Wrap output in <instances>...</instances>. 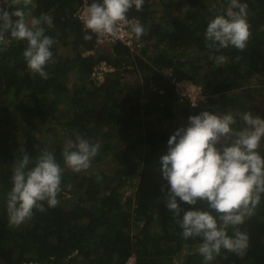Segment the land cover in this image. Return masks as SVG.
I'll use <instances>...</instances> for the list:
<instances>
[{
  "label": "trees",
  "instance_id": "trees-1",
  "mask_svg": "<svg viewBox=\"0 0 264 264\" xmlns=\"http://www.w3.org/2000/svg\"><path fill=\"white\" fill-rule=\"evenodd\" d=\"M246 2L247 47L220 50L226 60L217 65L204 33L226 0H145L143 9L133 7L129 19L150 29L137 52L95 35L84 40L90 30L76 13L85 0H34L33 16L53 17L47 34L55 62L43 80L26 67L25 42L0 47V264H126L132 256L137 264H204L199 238L184 240L165 207L158 161L170 135L201 110L264 117V0ZM168 72L200 85L208 102L191 107ZM55 130L64 135L46 141ZM77 136L100 145L92 166L80 173L65 167L58 205L10 226L5 201L15 160L46 149L63 166L64 139ZM108 157L109 171L96 169ZM240 228L247 249L222 250L212 264H264V197Z\"/></svg>",
  "mask_w": 264,
  "mask_h": 264
},
{
  "label": "clouds",
  "instance_id": "clouds-1",
  "mask_svg": "<svg viewBox=\"0 0 264 264\" xmlns=\"http://www.w3.org/2000/svg\"><path fill=\"white\" fill-rule=\"evenodd\" d=\"M145 0H90L81 15L85 41L93 35L119 38L127 26L137 40L150 31L142 20L129 19V11L143 9ZM34 0H0V45L9 39L26 43V67L47 80L46 67L55 62L54 39L47 29L53 17L32 15ZM246 0H226V7L209 20L204 33L209 56L221 65L222 49L244 50L251 37ZM7 34V35H6ZM264 117L251 110L234 114L201 110L188 117L167 140V151L159 157L158 170L167 181L164 204L182 229L184 240L199 238L198 252L204 264H212L222 250L240 254L249 237L240 226L254 215L264 197ZM100 145L77 136L62 152L63 166L55 154L41 150L33 158L25 151L13 164L11 189L6 193L10 226H20L35 211L58 205L65 167L80 173L92 166ZM165 191V189H161ZM205 204L206 208L198 207ZM188 205L189 207H185Z\"/></svg>",
  "mask_w": 264,
  "mask_h": 264
},
{
  "label": "built area",
  "instance_id": "built-area-1",
  "mask_svg": "<svg viewBox=\"0 0 264 264\" xmlns=\"http://www.w3.org/2000/svg\"><path fill=\"white\" fill-rule=\"evenodd\" d=\"M86 2L87 0H85V3ZM85 3L76 13V16L80 20H82L81 15ZM131 19H136V18H131ZM101 37L104 39L105 42L110 43V45L122 44L128 47L132 52H137L142 48V44L138 42V40L135 37V34H131L130 31L127 30V26L121 29V35L117 39H113L112 37L107 35ZM10 41L11 39H9L7 45L10 43ZM0 47H4V46L0 45ZM167 78L174 86L177 95L183 100H186L191 105V107L197 108L201 104H206L208 102V96L204 94L202 87L197 83H195L194 81L190 79H177L175 77H172L171 72H168ZM126 264H137L136 256L130 257L126 262Z\"/></svg>",
  "mask_w": 264,
  "mask_h": 264
},
{
  "label": "rangeland",
  "instance_id": "rangeland-1",
  "mask_svg": "<svg viewBox=\"0 0 264 264\" xmlns=\"http://www.w3.org/2000/svg\"><path fill=\"white\" fill-rule=\"evenodd\" d=\"M252 85H255V83H258V81L257 80H252ZM151 91H152V89H151ZM143 93H145V95L147 94V92H144V89H143V92H142V94ZM170 126H171V124H169ZM170 126H167V128H169ZM60 133V135L58 136V134ZM52 134V136L53 137H60L61 136V134H63V132L61 133V131H58V130H55V131H47L46 133H45V139H46V141H49L50 140V135ZM64 135V134H63ZM64 141H65V145L66 146H68L69 145V143L70 142H73L70 138H66V139H64ZM110 157H108V158H106V159H104V161H102V163L96 168V169H99V170H104V171H106V168L108 169V171H109V168L107 167V165H106V163L110 160L109 159ZM180 262V261H179ZM181 263V262H180Z\"/></svg>",
  "mask_w": 264,
  "mask_h": 264
}]
</instances>
